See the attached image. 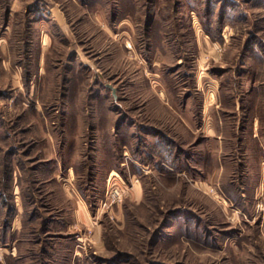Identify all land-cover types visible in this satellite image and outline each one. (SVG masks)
Wrapping results in <instances>:
<instances>
[{
    "label": "rangeland",
    "instance_id": "1",
    "mask_svg": "<svg viewBox=\"0 0 264 264\" xmlns=\"http://www.w3.org/2000/svg\"><path fill=\"white\" fill-rule=\"evenodd\" d=\"M0 264H264V0H0Z\"/></svg>",
    "mask_w": 264,
    "mask_h": 264
},
{
    "label": "built area",
    "instance_id": "2",
    "mask_svg": "<svg viewBox=\"0 0 264 264\" xmlns=\"http://www.w3.org/2000/svg\"><path fill=\"white\" fill-rule=\"evenodd\" d=\"M117 191L115 190V193H116ZM112 195H113V193H112Z\"/></svg>",
    "mask_w": 264,
    "mask_h": 264
}]
</instances>
